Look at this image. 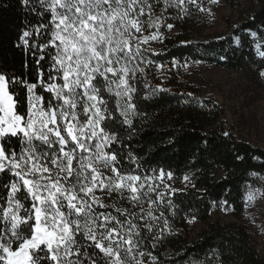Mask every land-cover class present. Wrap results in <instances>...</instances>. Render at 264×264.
<instances>
[{"label":"snow or ice","instance_id":"1","mask_svg":"<svg viewBox=\"0 0 264 264\" xmlns=\"http://www.w3.org/2000/svg\"><path fill=\"white\" fill-rule=\"evenodd\" d=\"M19 2L31 19L15 47L35 79L0 71V264H159L148 245L171 231L166 197L180 190L170 170L125 151L120 129L134 128L148 70L166 67L149 57L176 27L167 21L190 5L212 10L202 0ZM256 49L264 60V42Z\"/></svg>","mask_w":264,"mask_h":264},{"label":"trees","instance_id":"2","mask_svg":"<svg viewBox=\"0 0 264 264\" xmlns=\"http://www.w3.org/2000/svg\"><path fill=\"white\" fill-rule=\"evenodd\" d=\"M227 2L236 11V19L229 20L224 35H196L206 24V15L192 5L189 16L167 21L176 25L175 32L168 34L163 28L166 39L157 47L153 45L158 54L149 57L166 67L163 73L155 66L148 70L146 79L151 87L140 85L136 101L140 115L134 119V128L123 125L120 129L125 151L136 155L146 168L170 170L174 179L169 183L180 190L166 197L175 205L174 216L166 210L171 231L165 230L158 241L148 245L159 264H264V256L240 222L251 175L264 173V149L228 132L221 105L183 80L184 67L171 66L176 59L181 65L203 62L228 71L264 68L256 49L257 42H264L260 38L264 0H250L242 8L239 0ZM169 12L176 14L174 9ZM25 19L31 16L19 0H0V71L27 73L34 80L33 70L23 67L25 57L15 47ZM158 85L164 91L153 95L152 88ZM185 175L190 183L183 180ZM220 204L226 205L235 222H208ZM194 220L208 226L191 239Z\"/></svg>","mask_w":264,"mask_h":264},{"label":"rangeland","instance_id":"3","mask_svg":"<svg viewBox=\"0 0 264 264\" xmlns=\"http://www.w3.org/2000/svg\"><path fill=\"white\" fill-rule=\"evenodd\" d=\"M239 7L249 5L250 0H239ZM210 8L211 14L205 12L206 24L201 25L196 35L209 38L224 35L229 20L236 19V11L227 0L216 4L203 3ZM175 30H172V34ZM159 43H154L157 47ZM183 68L182 78L195 86L201 93L214 98L224 109V123L227 131L239 139L249 142L257 148L264 149V78L258 75L259 69L245 71H228L224 68L199 62H187ZM252 181L245 190V214L242 222L252 236L258 250L264 256V173L252 174ZM255 193L252 201H247L248 193ZM236 219L225 204L216 208L209 223H232ZM208 224L196 220L191 223L190 238L202 233Z\"/></svg>","mask_w":264,"mask_h":264}]
</instances>
